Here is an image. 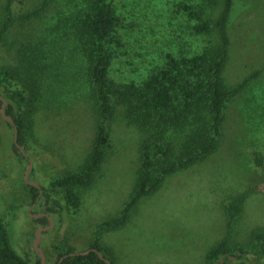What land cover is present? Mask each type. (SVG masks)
Wrapping results in <instances>:
<instances>
[{
	"label": "rangeland",
	"instance_id": "374dc122",
	"mask_svg": "<svg viewBox=\"0 0 264 264\" xmlns=\"http://www.w3.org/2000/svg\"><path fill=\"white\" fill-rule=\"evenodd\" d=\"M41 1L13 0V13L33 10ZM4 2L0 0V18ZM83 3L49 0L39 16L16 20L0 44V66L16 64L17 49L27 43L41 47L48 64L22 145L25 155L13 150V128L0 104V221L8 226L13 248L29 264H40V253L43 264H54L69 247L87 249L98 224L119 216L140 165L145 135L116 105L108 121L105 158L90 185L75 187L82 200L79 211L68 210L61 190L49 185L80 168L95 135L90 83L69 30ZM114 5L120 17L119 42L108 43L113 55L109 76L118 83H140L168 55L201 52L210 37L194 32L197 19L189 12L202 7L212 18L219 10L214 0H114ZM228 32L225 81L231 86L247 82L226 102L219 146L203 160L166 175L124 223L99 230L114 264H206V251L227 232L225 204L237 197L242 203L230 226L231 244L252 245V229L264 227V0H234ZM30 180L57 203L42 194L33 197ZM47 205L55 212L46 211ZM41 215L49 222L38 221ZM249 257L264 262V253L255 247Z\"/></svg>",
	"mask_w": 264,
	"mask_h": 264
},
{
	"label": "trees",
	"instance_id": "16d2710c",
	"mask_svg": "<svg viewBox=\"0 0 264 264\" xmlns=\"http://www.w3.org/2000/svg\"><path fill=\"white\" fill-rule=\"evenodd\" d=\"M214 2L219 10L212 18L202 7L189 12L197 19L194 32L206 35L211 40L201 52L191 56L168 55L165 64L146 75L140 83H118L109 76L113 55L108 43L119 42L116 31L120 17L116 13L114 0H84L82 8L73 16L69 30L90 83L95 135L80 168L50 181L49 185L61 190L68 210L74 213L79 211L82 200L75 187L90 185L99 170L110 146L108 121L112 119L116 105L122 107L124 117L137 126L145 138L132 191L119 216L98 224L93 242L87 249L76 251L69 247L59 254L54 264H108L103 257L114 264L109 249L97 236L99 230L105 225L124 223L140 199L159 189L166 175L203 160L218 148L223 135L226 102L243 87L247 79L234 86L225 81L224 70L230 46L228 23L234 0ZM48 4L49 0H42L35 9L15 15L13 0H5L1 6L0 44L7 38L16 20L37 17ZM17 50L16 64L0 66V88L3 87L0 95L6 100L5 114L12 118L17 130V142L22 146L36 109V100L41 95L48 64L38 45L27 43ZM6 123L13 128L8 121ZM12 146L14 152L21 155L14 143ZM256 158L261 161L263 156L256 155ZM28 186L33 197L38 196V188ZM41 189L46 201L50 199L57 203L46 189ZM241 203L242 197H237L225 204L227 232L206 251V264H264L249 257L252 247L264 253L263 226L252 229L249 235L252 245L231 244L230 226L240 213ZM46 211L55 212L49 205ZM37 220L49 222L46 215H41ZM0 264H29V258L13 248L8 226L3 221H0Z\"/></svg>",
	"mask_w": 264,
	"mask_h": 264
},
{
	"label": "water",
	"instance_id": "95a60500",
	"mask_svg": "<svg viewBox=\"0 0 264 264\" xmlns=\"http://www.w3.org/2000/svg\"><path fill=\"white\" fill-rule=\"evenodd\" d=\"M0 99H1V101H2V102H1V113H2V116L4 117V119H5L6 121H8V122L13 126V139H14V144H15L16 147L19 149V151H20L23 155H25V152H24L22 146H20L19 143L17 142V130H16V126H15V124H14L12 118H11L10 116H8V115L5 114L6 100H5L2 96H0ZM30 167H31V161L29 160V166H28L27 171H26V173H25V177L28 176V174H29V170H30ZM29 184H30V185H33V186H35V187H37L38 190H39L38 195L41 194L42 189H41V187H40L36 182L30 180V181H29ZM38 215H39V214H38ZM35 216H37V215H35ZM37 237H38V235H37ZM36 241H37V239L35 240V243H36ZM97 253L100 255V257H103V256L101 255L100 252L97 251ZM40 256H41V262H40V264H43L44 261H43V256H42L41 253H40ZM103 258H104V260H105L108 264H111V262L109 261L108 258H105V257H103Z\"/></svg>",
	"mask_w": 264,
	"mask_h": 264
}]
</instances>
